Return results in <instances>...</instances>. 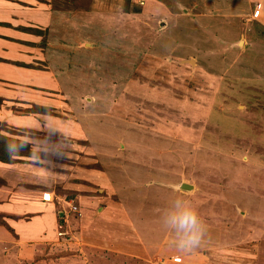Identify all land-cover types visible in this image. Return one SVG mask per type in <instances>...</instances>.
I'll return each mask as SVG.
<instances>
[{"label":"rangeland","instance_id":"1","mask_svg":"<svg viewBox=\"0 0 264 264\" xmlns=\"http://www.w3.org/2000/svg\"><path fill=\"white\" fill-rule=\"evenodd\" d=\"M32 4L43 15L39 49L17 37L0 43L10 55L0 58V95L9 94L0 96V142L64 145L36 166L33 143L8 156L41 172L36 191L69 216L44 246L24 249L30 256L15 242L0 246V264H264V0ZM37 118L42 127L30 128ZM87 169L89 181L74 173ZM177 197L207 226L192 251L163 225ZM89 201L98 239L85 242L68 229Z\"/></svg>","mask_w":264,"mask_h":264},{"label":"crops","instance_id":"2","mask_svg":"<svg viewBox=\"0 0 264 264\" xmlns=\"http://www.w3.org/2000/svg\"><path fill=\"white\" fill-rule=\"evenodd\" d=\"M32 2L33 0H0V43H6V41H9L10 37H17L19 39H23L26 44H29L23 45L22 49L25 47L27 51L31 50L33 52L39 49V41L37 37L42 36L43 29L40 23L43 15L41 16L39 13L31 12L38 10V7H35L36 9L31 8L33 5ZM36 23H39V25ZM28 41H33V43ZM1 57L8 60L10 59L8 52H4L0 58ZM3 58L1 59L4 60ZM39 59L42 58L38 57V60ZM10 62L15 65L25 66L26 69L36 68V66L20 63L17 60ZM2 64L5 63L2 62ZM7 95L9 94L0 95L4 102L7 100ZM1 115H3V113L0 111V116ZM29 166L31 167L30 163L24 159L21 161L15 160L13 162H4L0 160V216L13 230L12 233L6 228V226L0 224V246L3 247L4 245L15 242L16 244H14L19 247L20 253L27 256L30 255L27 254L28 252L26 250H24L25 248H28V251H30V247L44 246L46 240L52 239L55 236L54 229L56 228L57 230L60 227H63L64 222L62 223L60 221L61 216L66 217L65 219L69 216L63 211L59 210L60 212L58 213V211L55 210L56 205L53 204L54 200L52 201L50 193L36 191L38 187L35 186H38V183L45 184V182H40L42 173L39 171L35 172V170H33L34 168H30ZM13 173L16 177L11 175ZM74 173L75 175H82V177L89 181V169L85 170V172H79L78 170ZM94 179H96V182H99V178ZM1 180H3V182ZM30 181H32V189L29 187ZM52 181L53 180H50L46 183H51V185L55 187V183ZM79 185H83V183L80 182ZM29 197H31V199H29ZM69 200H72V198ZM92 205L93 202L89 201V213H87L88 209L83 208L82 205V216H84V213L88 216L91 215ZM63 208L64 207L62 206V209ZM102 212L103 211L99 212L98 215ZM65 219H63V221ZM102 219L97 221L95 226L97 224H101L102 222L105 224L106 221H103ZM69 220L71 221V218ZM67 224V227H69V224L73 223L68 222ZM89 227H91V225H89V219L84 216L78 225H74L72 228L70 227L71 229H68V234L75 233L76 237H82L85 242H87L89 238L97 240L98 237L96 236V231L98 230L96 228L89 229ZM115 230V227L110 228V232H114ZM110 232L108 231L107 233L109 234ZM15 235L17 236L14 237ZM103 243L107 246L109 244L106 240H103ZM117 244L119 243L113 244V247H117L118 250L123 249V252H127L128 246L118 247ZM146 251L151 254L156 250L154 248L151 250V247H148ZM61 258H67L66 261H69V259L74 258V255L72 253H64ZM6 261L10 263L7 257L4 262Z\"/></svg>","mask_w":264,"mask_h":264},{"label":"clouds","instance_id":"3","mask_svg":"<svg viewBox=\"0 0 264 264\" xmlns=\"http://www.w3.org/2000/svg\"><path fill=\"white\" fill-rule=\"evenodd\" d=\"M46 125L49 130L61 129L57 126L54 120H50L45 116ZM30 128L40 129L42 127L40 120L37 118L35 122L29 125ZM33 143L31 149V163L33 165H40L46 161L43 159L41 153L49 154L60 151L64 145H51L46 139L44 140H10L7 143V151L12 158L20 155L22 150ZM51 178H59L57 173L49 170ZM82 214V213H81ZM66 220V219H65ZM163 225L166 229L174 233V240L172 243L175 247L182 251H192L198 248L205 236L207 226L199 216L194 205L182 198L177 197L171 201L168 209L163 215Z\"/></svg>","mask_w":264,"mask_h":264},{"label":"trees","instance_id":"4","mask_svg":"<svg viewBox=\"0 0 264 264\" xmlns=\"http://www.w3.org/2000/svg\"><path fill=\"white\" fill-rule=\"evenodd\" d=\"M10 139V138H9ZM1 140H2V138H1ZM4 140V139H3ZM19 141V140H18ZM4 144L2 143V141L0 142V151H2L1 153H0V160H2V161H6V162H9L10 160H9V156H8V151H7V147L4 145ZM29 145V144H28ZM5 156V158H3ZM2 158V159H1ZM3 159H5V160H3ZM60 221L62 222L63 220H62V218L60 219ZM2 222V221H1ZM2 225H4V226H6V228H9V229H11L5 222H2Z\"/></svg>","mask_w":264,"mask_h":264},{"label":"built area","instance_id":"5","mask_svg":"<svg viewBox=\"0 0 264 264\" xmlns=\"http://www.w3.org/2000/svg\"><path fill=\"white\" fill-rule=\"evenodd\" d=\"M69 205L71 206L70 210L73 211L74 213H76L77 216L78 215L80 216V211H79L78 207L76 205L72 204V203H70ZM59 234H65V232L59 231Z\"/></svg>","mask_w":264,"mask_h":264},{"label":"water","instance_id":"6","mask_svg":"<svg viewBox=\"0 0 264 264\" xmlns=\"http://www.w3.org/2000/svg\"><path fill=\"white\" fill-rule=\"evenodd\" d=\"M181 185L183 186V185H184V183H182ZM186 188H188V187H186Z\"/></svg>","mask_w":264,"mask_h":264},{"label":"bare ground","instance_id":"7","mask_svg":"<svg viewBox=\"0 0 264 264\" xmlns=\"http://www.w3.org/2000/svg\"><path fill=\"white\" fill-rule=\"evenodd\" d=\"M187 184V183H186Z\"/></svg>","mask_w":264,"mask_h":264}]
</instances>
